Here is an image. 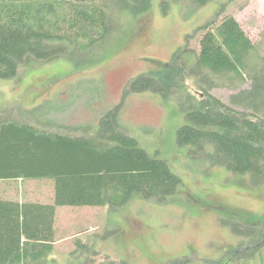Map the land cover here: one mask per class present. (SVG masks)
Segmentation results:
<instances>
[{
	"label": "trees",
	"instance_id": "trees-1",
	"mask_svg": "<svg viewBox=\"0 0 264 264\" xmlns=\"http://www.w3.org/2000/svg\"><path fill=\"white\" fill-rule=\"evenodd\" d=\"M169 2L179 0L161 1L166 11ZM152 3L0 0V78L16 76L26 58L88 51L109 35L110 10L137 17ZM220 87L237 91L224 101L212 92ZM145 91L162 96L163 104L177 101L183 122L175 141L188 159L264 185V53L235 15L218 12L186 34L169 62L128 81L127 93ZM43 105L0 107V264H42L57 241L61 207L120 206L137 193L164 202L182 180L167 158L150 153L122 126L120 105L93 126L60 123ZM26 179L46 184V199L24 196ZM227 222L241 240L225 254L228 260L209 264H264V217L253 225ZM82 234L73 238L85 248Z\"/></svg>",
	"mask_w": 264,
	"mask_h": 264
},
{
	"label": "rangeland",
	"instance_id": "rangeland-1",
	"mask_svg": "<svg viewBox=\"0 0 264 264\" xmlns=\"http://www.w3.org/2000/svg\"><path fill=\"white\" fill-rule=\"evenodd\" d=\"M161 1L153 0L137 17L110 10L109 35L88 51L47 61L26 58L16 76L0 78V107L44 104L64 124L96 125L120 105L122 126L150 153L167 158L182 178L175 196L164 202L137 193L120 206L61 207L57 241L51 253L48 248L42 255V264H173L177 259L185 260L180 264H209L228 260L225 254L241 240L228 220L249 225L263 220V184L188 159L186 149L176 145L183 122L176 100L163 104L159 94L127 93L126 88L132 77L169 62L186 34L220 11L235 15L264 53V0H208L204 5L179 0L166 4L167 11ZM190 45L196 46L195 38ZM236 91L212 90L224 101ZM24 181V196L46 199L50 193L44 183ZM79 232L89 246L82 248L74 240Z\"/></svg>",
	"mask_w": 264,
	"mask_h": 264
}]
</instances>
